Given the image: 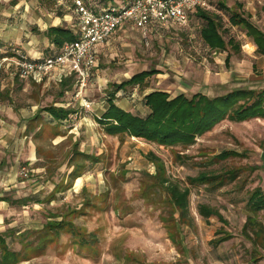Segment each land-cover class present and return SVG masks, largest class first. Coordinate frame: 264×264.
<instances>
[{"label": "rangeland", "instance_id": "1", "mask_svg": "<svg viewBox=\"0 0 264 264\" xmlns=\"http://www.w3.org/2000/svg\"><path fill=\"white\" fill-rule=\"evenodd\" d=\"M13 1L0 0V34L8 32L10 38H23L27 42L32 40L31 46H34V49L49 50L42 30L44 25L48 27L53 22L58 12H63L66 17H69L70 13L73 14L72 0H56L54 3L43 4L38 1L36 9L31 6V2L35 0H25L29 5L26 12L23 7L15 8ZM235 1L227 0V4L231 5ZM248 1L261 6L264 16V0ZM23 4L25 6V3ZM115 5L118 6L119 2H115ZM258 17L257 21L262 19L260 15ZM59 24L65 22L61 20ZM202 24V21L193 20L188 30L172 36L149 35L148 38H142L144 36L141 33L134 32L129 34L128 38L119 39L101 58L100 69L103 71L100 72V77L106 80L103 84L121 82L143 69H159L161 75L147 79L146 87L127 86L122 94L120 92V95L115 97L126 98L132 104L133 111L141 115L145 114L142 95L145 90L152 88L172 91L173 94L182 91L188 96L197 91L215 96L236 87L255 90L264 88V77L257 73L258 70L264 71V59H254L247 53L250 52V48L245 47L248 39L241 37V29L231 28L224 33L226 37L234 36L240 45V49L233 51L229 63H226L227 52L213 53L204 46L199 33ZM254 61L258 62V69L253 70ZM16 76L15 65L1 60L0 145L8 150L6 154L9 156L16 154L14 150L17 144L10 136H13L17 127L5 109L10 112V108L16 110L35 105L41 110L55 101L72 99L74 92L69 89L68 95L60 96L61 86H25L26 82ZM107 90L98 89V86L90 87L86 91V98L90 101L99 100L104 96L106 98ZM68 125L69 122L60 126L58 124V127L62 131H68ZM49 135L50 129L46 126L39 136L40 141L44 143ZM101 144L100 141L99 145ZM135 145H139V148H135L136 151L141 148L146 151L149 148L148 145L140 143ZM135 145L131 144V148ZM107 146L111 147L108 155H100L102 161L94 167L96 172L91 177L92 187H89L92 193L86 191L89 195H95L92 204L86 207L84 213L65 215V220L72 222L73 226L71 229L66 227L62 230L58 238L39 243V235L48 216L60 214L67 206L76 210L81 208L84 197L82 192L71 193L68 187L62 190L65 192L61 191L62 193L51 197L52 200L48 201V204L39 207L32 203H27L25 207L19 203L13 208L0 207V226L3 225L0 230L5 232L10 249L19 252L20 258L23 259L17 264H255L250 258L251 245L242 236L241 226L246 215L245 202L249 190L258 184L264 191V121L247 120L239 123L222 120L211 130L196 137L195 142L187 148H162L156 144L151 145L166 164L171 180L190 189L189 208L194 217V227L183 226L181 230L185 255L167 239L166 231L158 217V214L163 210L167 211V208L164 203L158 201L159 194H152V200L143 194L144 186L151 183L150 178L144 174L147 168L144 158L136 154L128 160L124 157V149L116 150L118 153L113 155L110 151H114L115 147L109 143ZM66 148L63 144L54 147L59 161L69 159ZM223 151H236L238 155L217 158ZM4 160L8 165L5 157ZM43 162L40 161L38 165ZM15 164L19 167V179L26 181V186L20 187L24 192L14 194L13 199L31 194L36 183L44 186L41 192H46L53 187L51 181L60 182V175L64 172L66 174V169L59 171L60 175L55 173L56 167L55 170L50 169L49 174L47 163L45 171L42 169L29 173L26 168L28 176L24 178L21 169L27 164L22 161H15ZM123 169L127 171L125 175ZM230 170L235 171L234 177L227 175L223 186L219 188L192 185L188 182L189 177L201 171ZM97 171L98 177L95 176ZM27 182H30L29 186ZM47 185L50 187H46ZM61 185L66 188L69 182H63ZM85 195L89 198L88 194ZM200 204L215 207L223 214L228 221L225 228L233 234L231 239L217 246L211 243L220 227L224 226L214 216L204 220L195 215ZM27 226L30 227L27 229L30 233L25 230L20 235L9 229ZM257 264H264V259Z\"/></svg>", "mask_w": 264, "mask_h": 264}, {"label": "crops", "instance_id": "2", "mask_svg": "<svg viewBox=\"0 0 264 264\" xmlns=\"http://www.w3.org/2000/svg\"><path fill=\"white\" fill-rule=\"evenodd\" d=\"M13 1V0H12ZM25 1V0H24ZM258 2L260 0H257ZM14 2V7H23V10L26 12L27 9L29 8L28 3L23 0H15ZM115 2H119V5L123 2V0H107L106 2L103 3V7L105 6H110V5H115ZM245 2V3H244ZM25 3V6H23ZM38 0H35V2H31V6H33V9L38 8ZM72 3V13L74 14H69V17L64 14L63 16H57L53 20L51 24L44 25V30H42V36L43 38L47 39L48 41V47L49 50L43 49H34V46H31L32 40L31 41H24L23 38H10V33L4 32L0 34V61L4 60L5 58L7 59H14L18 54L25 55L30 58H36L44 55H49L53 54L57 51L56 46L50 41L49 38H47L45 32L46 30L51 27V26H63L65 28H69L73 31L74 33V26H76L77 23V15L75 13L74 5ZM14 8V9H15ZM29 10V9H28ZM215 18L220 22V34L222 35V38L225 40V42H228L230 39H232L235 43V47L232 48L231 45H227L226 48L224 49H219V48H212L206 42L204 41L202 34H201V29L203 26H206V20L200 16L201 13ZM231 13H236L237 15L239 14L242 18L246 19L248 23H250L251 26L256 28L258 31H261L264 33V16H263V8L259 6L258 4H251L249 3L248 0H236L233 4L228 5L227 0H212L211 1V6L207 9L203 10H198L194 13H192L189 17L188 24L182 28H170V29H159V28H151L146 37L142 38H148V36H154V37H163L166 35L172 36V35H177L179 32L183 30H188L190 28V23L195 20L196 22H201L202 21V26L200 28V38L202 39V42L204 46L213 53H220V52H227V55L225 57V62L229 63L231 59V55L233 51H237L240 49V45L238 42L234 39V36H228L224 35V33L230 31L231 28H238L241 29V37L242 38H247V42L245 44V47L250 48L249 53L250 56H252L254 59H259L262 58L264 59V55L258 54L256 52L257 50V45L253 41V37L250 36L247 33V27L243 25L242 23H232L230 21V14ZM261 16V20L257 21L256 18H259L258 16ZM74 16V17H73ZM62 18V19H61ZM63 20L65 24H59L60 21ZM224 21L226 23H224ZM44 31V33H43ZM133 31V32H132ZM138 32L141 33V31L137 28L132 23H124L122 24L109 38V40L106 43H103L101 45L96 46L95 52L97 56V65L95 68V73L94 77L92 78V81L88 86L84 89V96L87 97L86 91L90 87H96L98 86V89H108L107 91H111V86L108 84H103V81H106L103 79V77H100V72L103 70L100 69L101 67V58L106 54V50L113 46L119 39L121 38H128L129 34ZM239 37V36H238ZM47 47V48H48ZM31 48V49H30ZM5 61V60H4ZM253 70L258 69V62L254 61L252 63ZM149 69H156L158 73L154 74L156 75H161V71L157 68H149ZM148 70V69H143L141 71ZM139 71V72H141ZM257 71V70H256ZM136 72L135 74L139 73ZM261 74L262 77H264V71L258 72ZM12 74V73H11ZM13 75V74H12ZM134 75V74H133ZM131 75V76H133ZM153 75V76H154ZM15 77V75H13ZM130 76V77H131ZM129 77V78H130ZM16 78H19L20 80L26 82L25 86H29L30 84L37 85V86H42V87H48L49 85H58L61 86L63 84H68L70 85L69 89H73V98L70 100H59L55 101L54 103H51L57 107H63L66 109H70L71 113L69 114V117L65 120L60 121V124H65L67 122L70 123L68 125L69 129L68 131H62L59 127L58 124L55 127L53 126V123L55 122L54 119L49 115V113L43 108L39 110L37 106L32 105L30 107H21L16 110L10 108V112L8 109H5V111L9 114L10 117L13 118V120L16 122V127L17 129L14 130L13 136H10L11 139L14 140V143L17 144L15 147L16 150H14L16 154H13L9 156V154H6V149L2 148L0 145V207H4L6 209L13 208L14 205L17 203L20 204V206L25 207L27 203H32L34 206H40L44 204H48V201H51V197L55 196L58 193H62L65 191H62L63 189H67L70 187L68 190L71 191V193H81L83 194V201L81 203V208L78 210L76 209H70L67 206L66 210L61 212L58 215L53 214L52 216H48V219L46 220H61L62 218H65V215L73 214V213H84L83 211L86 209L87 206H90L92 204V199H94L95 195H89L86 191H91L89 187H92V182H91V177L94 175L96 172V169H94L95 165H99V162L102 161L100 158V155H108L109 148L107 145H113L115 147L114 151L113 149L110 151L112 152L113 155L117 154L118 151L116 150H123L124 149V157L126 159L130 160L132 157H135L136 154H139L140 157H143L144 160L146 161L147 168L144 171V174L146 177L150 178L151 183H147V188L151 187V184L153 183L154 179L156 178L158 174V169H157V164L155 163L156 161H152L149 159L148 154L150 152H153L155 156L163 162V160L158 156L157 151L154 150V148L151 146L152 142H148L142 138L139 137H134V136H125L123 137V141L120 140L118 135H109L106 133L102 126L99 123V118L102 116V114L106 111L108 107L107 103V97L101 98L99 100H91L92 106L90 109H84L80 102L74 98V93H75V79L73 78H67L65 79L62 83L56 84L53 82H44V83H36L30 79L20 77L18 74ZM127 78V79H129ZM125 79V80H127ZM149 79V78H147ZM146 79V81H147ZM123 80V81H125ZM122 82V81H121ZM121 82H112V83H121ZM106 83V82H104ZM111 83V84H112ZM104 85V86H103ZM237 88V87H236ZM65 89L64 93L61 95V92L59 93L60 96H65L68 95V90ZM148 89V88H147ZM155 90H161L164 92H167L171 97H174L178 94H185L182 91H179L176 94H173V92L164 90V89H148L142 95V104H143V111L145 114L149 112V108L145 105L144 97L149 94L152 91ZM120 92H124V90H120L116 93L115 97H118L120 95ZM203 94H206L203 91H197ZM195 92V93H197ZM193 93V94H195ZM107 94V92H106ZM192 94V95H193ZM186 95V94H185ZM208 95V94H206ZM188 96V95H186ZM191 96V95H190ZM115 104L120 107L121 109L125 111L132 112L134 114H139L135 111H133L132 104L130 101H128L126 98H121V99H114ZM38 109V110H37ZM40 115V117H39ZM141 115V114H139ZM41 120V121H40ZM249 120H257V121H264V118H253ZM247 121V120H245ZM241 121V122H245ZM240 123V122H239ZM48 127L50 129V135L48 136V139L42 143L40 141L39 136L44 132L45 127ZM102 131V133H100ZM2 140H0L1 142ZM102 142L101 145H99V142ZM2 143V142H1ZM43 146H42V144ZM135 143H140L143 145H148L149 148L145 151L142 148L138 151L135 150V148H139V145H135ZM63 144V146H66V153L69 157L68 160L65 161H59L56 152L54 151V147H57L59 145ZM131 144L135 145L134 148H131ZM157 145V144H156ZM159 147H164L161 145H157ZM95 149H98L99 151L97 152ZM42 150V151H40ZM133 150V151H132ZM130 151V152H129ZM236 152V151H234ZM79 153H84L86 154L85 157L79 155ZM238 154V152H236ZM122 156V153H120ZM4 157L7 159L8 165L5 163ZM100 158V159H99ZM15 161H22L27 164V166H23L22 168H27L29 173H35L37 170H44L45 167L48 163V171L49 174H51L50 169H54L56 167V172L59 174V171H65L66 169V174L65 172L60 175V182H53L51 181V189L47 190L46 192H41V189L44 188L42 185H38L37 183L35 184V188L32 190L31 194L24 198H17L13 199V195L16 193H21L24 192V189H21L22 187L26 186V181H23L22 179H19L18 174L19 172V167L18 165L15 164ZM40 161H44L42 165H38ZM78 166L79 168V173H73L74 167L76 168ZM66 167V168H65ZM124 167V166H123ZM163 167L165 170V175L168 177L170 180V176L168 175V169L166 164L163 162ZM125 168V167H124ZM123 175L127 173L124 169ZM202 172V171H201ZM200 173V172H199ZM198 173V174H199ZM197 174V175H198ZM98 171L95 176L98 177ZM195 175V176H197ZM191 176V177H195ZM23 177V176H22ZM53 177V176H52ZM27 178V177H24ZM188 178V177H187ZM172 181V180H171ZM226 181V180H225ZM224 181V182H225ZM67 183L69 182V185L66 188H62V183ZM174 182V181H172ZM28 186L30 182H27ZM49 183V181H47ZM191 184V183H190ZM224 184V183H223ZM220 185L219 187L223 186ZM192 185H208V184H192ZM212 188H219L215 186H210ZM21 187V188H20ZM46 187H50L47 185ZM262 187L260 185H256L254 188ZM187 188V187H186ZM252 188L251 190H253ZM87 189V190H86ZM89 189V190H88ZM189 189V188H188ZM248 192V197L245 202V209H246V215L243 221V224L241 226V234L242 236L250 243L251 248H250V258L253 260L255 264H257L261 259H264V208L260 209L258 211H252L248 205V200H249V193ZM62 191V192H61ZM263 191V189H262ZM190 192V189H189ZM264 192V191H263ZM53 193V195H52ZM92 193V191H91ZM88 194L89 198H86ZM154 194V193H153ZM159 198L162 197L161 194H164L163 197L166 196L165 193L160 192ZM190 195V193H189ZM23 197V196H22ZM151 200L152 198L148 196ZM20 199V200H19ZM19 200V201H18ZM190 204V202H189ZM15 205V206H16ZM204 205L210 209V212L208 213H201L199 211V206ZM198 205L197 212H195V215H199L202 217L204 220H208L209 217L214 216L216 217L224 227H220V229L217 231L216 237L211 240V243L213 245H219L223 242L228 241L233 237V234L230 230L225 228V225L228 224V221L226 218H224L223 214L215 207L209 206L207 204H200ZM81 210V212H80ZM167 211H162L158 214V217L162 223L163 228L166 231L167 234V239L177 246L179 248V251L181 254L185 255V248L183 247V242H182V237H181V230L183 226L186 227H194V217L190 213V208L189 211L187 212V221L184 222L180 219V214L178 211H174L171 215ZM2 215V214H1ZM1 217V216H0ZM4 217V216H2ZM59 218V219H58ZM248 218H253L257 221L255 225H252L251 227H245ZM4 219V218H3ZM1 222V221H0ZM45 222V224H46ZM44 225V224H43ZM0 227H3L1 225ZM44 228V226H43ZM262 229L263 234L260 235V239L258 236L256 237L255 231L257 229ZM10 231H14L17 235H20L25 232V230L30 229V227L26 228H9ZM27 233H30L28 230L26 231ZM0 233L4 234L5 232L0 230ZM5 235V234H4ZM6 237V236H5ZM257 239V240H256ZM256 240V241H255ZM6 242L8 243L7 239ZM262 242V243H261ZM24 243V242H22ZM27 243V241L25 242ZM21 244V242H20ZM32 244V241L30 242ZM10 247V246H9ZM26 248L28 246H25ZM31 249V248H28Z\"/></svg>", "mask_w": 264, "mask_h": 264}, {"label": "trees", "instance_id": "3", "mask_svg": "<svg viewBox=\"0 0 264 264\" xmlns=\"http://www.w3.org/2000/svg\"><path fill=\"white\" fill-rule=\"evenodd\" d=\"M38 1L41 4L56 2V0ZM93 1L98 6H102L107 0ZM57 14L59 16L64 15L63 12H58ZM200 16L206 20V26L201 29V34L206 44L212 48L219 49H224L227 45H231L232 48L235 47L232 39L225 42L222 38L219 32L221 26L218 20L203 13ZM230 21L245 25L247 33L253 37V41L257 45L256 52L264 55V33L251 26L239 14L231 13ZM45 34L57 49L65 42L73 41L76 38L75 33L71 29L63 26H51L46 30ZM156 73H158L156 69H148L134 74L121 83L110 84L111 91L107 92L108 107L98 120L106 133L118 135L122 141L125 136H134L164 147L181 146L182 148H187L195 142L196 137L211 130L222 120L228 119L233 122H241L253 118H264V88L255 90L254 88L241 87L215 96L197 92L191 96L181 93L174 97H171L167 92L155 90L144 97L145 105L149 108V112L144 115L125 111L115 104L114 99L118 91L124 90L127 86L135 85L144 88L147 86L146 79ZM69 87L70 85L63 84L61 95ZM43 110L47 111L54 119L55 122L52 127L67 119L71 113L70 109L57 107L53 104L44 107ZM79 155L86 156L84 153H79ZM230 155L238 154L234 151H223L218 154L217 158L224 159ZM148 157L152 161H156L158 174L155 176L156 178L150 188H147V185L144 186L143 194L151 197L153 193L156 195L160 192L165 193V197H160L157 200L160 203H164L167 212L170 213L169 215L174 211H178L180 219L186 222L187 212L189 211V189L182 187L177 182H172L166 177L163 162L153 152H150ZM78 168V166L74 167L72 172L74 174L79 173ZM227 175L232 178L235 175V171H202L195 177H189L188 182L219 187L224 183ZM248 205L252 211L264 208V192L260 187L250 191ZM199 211L208 213L210 209L200 205ZM68 221L65 218L47 221L41 235H39L41 241L39 243L42 244L47 239L51 240L54 237L58 238L61 231L66 229V227L71 229L73 226L72 222ZM255 223H257L255 219L248 218L245 227H251ZM261 233L263 234L262 229L258 228L255 231L256 237L258 236L260 239ZM22 260L19 252L11 250L6 242L5 235L0 233V264H17Z\"/></svg>", "mask_w": 264, "mask_h": 264}, {"label": "built area", "instance_id": "4", "mask_svg": "<svg viewBox=\"0 0 264 264\" xmlns=\"http://www.w3.org/2000/svg\"><path fill=\"white\" fill-rule=\"evenodd\" d=\"M212 0H123L116 6H98L93 0H72L77 23L76 38L65 42L53 54L30 58L18 54L7 59L20 77L36 83H62L67 78L75 79L74 98L84 109L92 102L83 92L91 83L97 65L95 48L106 43L124 23H132L145 37L155 27L159 29L182 28L188 24L192 13L207 9ZM24 177L26 168L21 169Z\"/></svg>", "mask_w": 264, "mask_h": 264}]
</instances>
